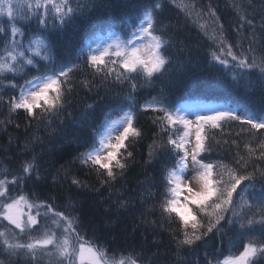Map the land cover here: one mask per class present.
I'll list each match as a JSON object with an SVG mask.
<instances>
[{"label":"snow or ice","instance_id":"obj_1","mask_svg":"<svg viewBox=\"0 0 264 264\" xmlns=\"http://www.w3.org/2000/svg\"><path fill=\"white\" fill-rule=\"evenodd\" d=\"M166 2L137 0L133 16L109 15L101 20L80 39L77 62L69 63L70 57L59 49L61 37L80 19L101 10L110 13L113 0H0V18L6 17L0 20V86L18 89L8 98L0 95V103H6L9 111V117L0 120V125L10 124L11 115L22 110L30 121H44L50 126L52 118L59 117L71 103L77 73L91 71L93 80L85 77L79 81L88 91L95 78H99L100 85H126L129 91L123 96L117 93L110 100L97 92V99L86 104L80 116L72 120L86 135L66 140L84 149L74 159L95 172L101 188L107 185L111 191L135 159L132 144L143 137L142 129L137 127L134 93L165 75L171 77L173 71L183 73L184 61L175 60L176 68L170 67L174 58L169 49L176 30L188 22L212 42L207 55L210 62H215L213 68L219 64L227 69L234 86L258 84L264 102V50L257 52L254 47L255 24L244 4L231 0L237 16L234 31L243 39L245 26L249 29L246 50L239 40L235 45L229 42L217 10L211 5L205 10L196 0H170L183 14L184 22L171 26L169 32L170 25L161 24L159 19ZM179 43L178 54L187 51L190 55L185 41ZM26 69H35L39 74L17 83L18 77L27 76ZM253 69H258L259 75L250 71ZM214 79L217 86H222L219 76ZM140 109L155 114L152 123L159 131L148 146L145 164L160 165L162 192L152 191L155 174L140 182L149 185L147 195L140 193L141 204L148 199L156 203L141 213L133 232L141 224L156 225L157 221H149L147 216L154 215L158 208L160 226L163 228V222H167L177 261L182 250L218 239V247L205 252L206 264H264V167L256 163L264 161V108L251 112L239 106L177 107L162 88ZM225 122L242 125L240 131L248 136L243 150L238 140H232L236 154L231 164L206 162L202 153L212 150L209 130L221 129ZM38 139L33 137L25 143V151H33V155L21 162L19 174L0 168V221L6 222L0 224V252L9 257L23 254L30 264H41L45 258L47 264H145L142 251L103 243L95 229L89 234L82 228L79 216L57 210L52 203L37 202L31 198L34 193L30 196L24 192L33 173L37 180L41 178L39 157L32 148V142ZM64 175L67 179L70 173L65 171ZM71 185L89 187L75 175L71 176ZM133 203L132 198H118L115 212L127 210ZM107 210H113L111 205Z\"/></svg>","mask_w":264,"mask_h":264},{"label":"trees","instance_id":"obj_2","mask_svg":"<svg viewBox=\"0 0 264 264\" xmlns=\"http://www.w3.org/2000/svg\"><path fill=\"white\" fill-rule=\"evenodd\" d=\"M136 2L137 0H113V8L110 13L101 10L93 13L90 18L78 20L77 24L59 40L60 52L70 57L69 63L77 62V46L80 39L109 15L114 18L133 16ZM196 2L199 7L205 10L209 5L217 10L220 23L224 25L230 43L235 45L239 40L243 49L248 48V26H245L243 39L238 37L234 31L237 16L231 7V0H196ZM236 2H242L249 17L254 20V35L256 37L254 47L257 52L264 50V30L261 29V20L264 19V0H236ZM4 19L6 17L0 18V20ZM159 19L161 24L170 25L169 32L172 31L171 26L178 22L181 24L184 22L183 14L179 13V10L170 3V0L165 3ZM115 30L120 31V28ZM181 40H184L191 49L190 55L187 51L178 54L177 50L180 48L179 42ZM211 46L212 42L203 36L191 22H188L186 27L176 30L173 37V47L169 49L174 58V63L170 67L176 68L175 60L184 61L183 73L177 75L173 71L171 77L165 75L155 81L153 85L138 87L134 93L137 101L135 109L137 127L142 129L143 137L132 144L131 150L134 152L135 159L130 161V167L125 176L118 178L111 191L107 185L101 188L95 172L81 166L79 161L74 159L84 149L75 143L68 144L66 140L72 139L77 134L86 135V132H81L76 128L72 120L80 116L86 104H91L97 99V92L105 96L106 100H110L114 99L117 93L123 96L130 89L126 85H100L99 78H95L92 90L88 91L79 85V81L85 77L90 81L93 80L90 70L75 75L74 83L77 86L69 97L71 103L59 117L52 118L50 126L44 121H30L22 110L11 115L12 122L10 124L0 125V168L7 167L13 173L19 174L21 162L30 159L33 155V151H25L24 145L33 137H37L39 139L32 142V148L39 157L41 178L37 180L35 173H33L32 180L28 181L24 187L26 194L30 196L32 193L35 194L31 197L32 199L37 202L43 200L52 203L57 210L79 216L82 221V228L88 229L89 234L95 229L96 235L100 237L103 243L142 251L145 264H206L205 252H211L217 248L218 239H207L206 244L182 250L180 259L177 261V257L174 255L175 245L171 241L167 222H163V228L160 226L158 208L155 209L154 215L147 216L149 221L155 219L156 225L141 224L133 232V224L139 222L141 213L148 211L156 203L154 199H148L146 203L141 204L140 193L147 195L146 189L149 185L140 182L152 179L155 174L156 184L152 186V191L156 192L159 189L162 192V188L159 187L158 174L160 165L157 163L154 167H149L145 164V160L148 158V146L153 142L154 133L159 131L152 123L155 114L151 111L141 110L140 105L150 102L152 97L157 96L163 88L169 93L170 99L176 105L184 100L204 99L205 101L223 103L231 108L239 106L251 112H260L264 108L258 84H253L250 87L234 86L227 69L219 64H215V68H213L215 62H210L207 55ZM236 51H240V49H236ZM209 69L212 70L211 74H208ZM26 71L27 76L18 77L17 83L23 84L24 79L39 74L35 69H26ZM250 71L259 75L258 69ZM217 76H219L222 86H217V81L214 79ZM95 85L100 86L96 87ZM17 92L18 89L11 90L0 86V95L5 96V98L15 95ZM106 93L107 95H105ZM68 113H72V117H69ZM8 117V105L0 103V120H6ZM17 124H19V128L16 127ZM241 127L239 122H225L221 129L210 130L209 135L213 137L211 139L212 150L210 153H202L206 162L223 161L226 164H231L236 154V148L231 145V141L238 140L242 151L243 143L248 139L247 134L240 131ZM238 133L239 135H237ZM256 163L264 167V161H257ZM65 171L70 173L67 179L64 175ZM249 171H251V167ZM72 175L77 176L89 187L77 188L71 185ZM54 176L56 177L55 180L53 179ZM96 189H100V191H96ZM118 198H132L134 203L127 210L116 213L115 201ZM110 205L112 211L107 210ZM40 219L41 223H44L43 218ZM114 220L115 223H113ZM3 223L6 222L0 221V224ZM175 226V224L172 225L173 228ZM197 243L200 244V242ZM0 260H3L4 264H30L29 258L23 254L9 257L7 253L0 252ZM41 264H47V258L42 260Z\"/></svg>","mask_w":264,"mask_h":264},{"label":"rangeland","instance_id":"obj_3","mask_svg":"<svg viewBox=\"0 0 264 264\" xmlns=\"http://www.w3.org/2000/svg\"><path fill=\"white\" fill-rule=\"evenodd\" d=\"M185 104H196V105H200L204 108H216V107H227L225 105L222 104H216L213 102H206V101H180L179 102V106L178 107H183ZM190 119H194V116H190ZM210 131V130H209ZM212 131V130H211Z\"/></svg>","mask_w":264,"mask_h":264}]
</instances>
